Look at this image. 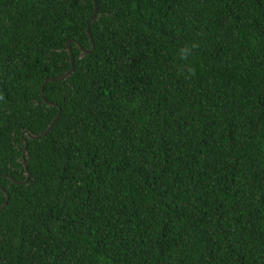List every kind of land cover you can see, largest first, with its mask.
<instances>
[{
	"label": "trees",
	"instance_id": "16d2710c",
	"mask_svg": "<svg viewBox=\"0 0 264 264\" xmlns=\"http://www.w3.org/2000/svg\"><path fill=\"white\" fill-rule=\"evenodd\" d=\"M0 187V264H264V0H0Z\"/></svg>",
	"mask_w": 264,
	"mask_h": 264
},
{
	"label": "water",
	"instance_id": "95a60500",
	"mask_svg": "<svg viewBox=\"0 0 264 264\" xmlns=\"http://www.w3.org/2000/svg\"><path fill=\"white\" fill-rule=\"evenodd\" d=\"M95 13H96V4H95V1H93V10H92V13H91V15H90V17H89L88 23L91 22V21L94 19V17H95ZM85 32H86V34H87V36H88V41H89V44H90V49H89V50H86V49L81 48V47L79 46V48H80V50H81L82 53H87V52H89V51H91V50L93 49V43H92V40H91V37H90L89 30H88L87 26H86V28H85ZM65 48H66V51L68 52V55H69V63H70L69 68H68L65 72H63L62 74H60V75L52 76V77H49V78L44 79L43 83L46 82V81H56V80H60V79H62V78H65L66 76H68V75L72 72V69H73V64H72V62H73V57H72V53H71V50H70L69 41H66V43H65ZM43 83H42V85H41V87H40V94H41V97H42V98H43V96H42V87H43ZM43 100H44V99H43ZM44 101H45L46 103H48L46 100H44ZM57 117H58V112H57L56 115L52 118V120L49 122V124L47 125V127H46L43 131H40L38 134H29V133H26V132H25L26 137H27V138H30V139H34V138H38V137L44 135V134L50 129V127L52 126V124L56 121ZM21 139H22V141H23V143H24V147H23L22 154H21V157H23L24 152H25V150H26V143H25V139H24V138L21 137ZM22 165H23V167L25 168V163H24L23 159H22ZM27 175H28V174H27V172H26V177H25V179H24L22 182H25V181L27 180ZM12 181H13V182H17V181L14 180V179H12ZM0 189H1L2 191H4L1 187H0ZM7 198H8V197L6 196L5 199L0 203V208H1L2 206L5 205V203H6V201H7Z\"/></svg>",
	"mask_w": 264,
	"mask_h": 264
},
{
	"label": "clouds",
	"instance_id": "9594fccd",
	"mask_svg": "<svg viewBox=\"0 0 264 264\" xmlns=\"http://www.w3.org/2000/svg\"><path fill=\"white\" fill-rule=\"evenodd\" d=\"M190 54H191L190 50L181 49V58L182 59L186 60L188 58V56H190ZM187 71L190 75H194V73H195V70L191 67H188Z\"/></svg>",
	"mask_w": 264,
	"mask_h": 264
}]
</instances>
